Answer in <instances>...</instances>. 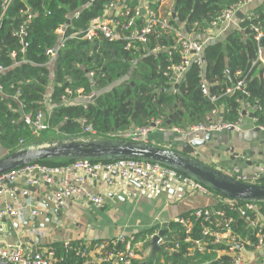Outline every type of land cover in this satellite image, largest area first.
Returning <instances> with one entry per match:
<instances>
[{
	"label": "built area",
	"instance_id": "built-area-1",
	"mask_svg": "<svg viewBox=\"0 0 264 264\" xmlns=\"http://www.w3.org/2000/svg\"><path fill=\"white\" fill-rule=\"evenodd\" d=\"M13 1L0 0V25ZM120 1L121 5H118ZM161 1L163 0H139L138 3L132 4L133 0H110L103 5L102 13L91 18L85 28L74 27L72 24V19L78 18L79 10L72 12L71 15L66 13L65 22L50 30L55 40L45 48L44 59L40 64L28 58L25 50L28 27L34 14L28 7L21 10L23 20L17 27H12L10 30V35L16 38L17 45L11 50H6L9 64L4 65L0 62V77L7 70L22 63L40 65L45 70L51 71V75L48 74L41 99L38 100L41 106L37 109H30L29 103L21 97L22 84L30 83L31 79L12 82L10 87L13 88V92H6L4 85L0 83V94L3 98L9 99L6 102L7 108L19 113V116L12 119L11 123L22 122L29 127L30 134L34 138L40 137V133L50 128H54L57 133L64 136H69L61 133L58 125L51 126L49 122L55 105V87L63 85L54 80L56 65L59 63L62 51L70 41L86 40L96 43L105 40L110 43H122L123 50L131 55V57L127 55L125 60L131 63H136L145 55L165 52L168 63L162 69L161 74L169 86L168 92L173 96L178 93V87L189 67L195 64L199 69L198 88L202 95L213 104V108L203 120L182 127L171 122L167 123L169 117L174 116V112L167 111L164 108L165 105L160 104L162 111L151 116L146 124L118 130L110 129L105 133L97 131L92 127L88 118L80 115L75 118L79 124L77 136L148 142L151 133L161 132L176 134L182 137L183 141H188L200 138L204 133L220 132L236 127L238 122L226 123L213 117L218 114L217 100L221 95L232 96L235 93H241L248 97L246 75L240 71L237 72L235 82L227 86L222 94L210 95L202 69L203 48L206 43L218 40L219 35L231 25L236 13L252 0L232 2L213 16L206 23V27L200 28L199 23L194 22L190 32L184 31L180 25L175 24L174 16H172V14L175 15L174 12L168 11L165 14L158 12V5ZM45 13L49 14V11ZM255 17V12L243 14L232 28L242 31L241 23L251 22L248 28L253 32V39L257 46L256 56L251 64L252 67L254 65L261 67L264 80V47L260 44L264 40V31L259 23H252ZM207 31L212 34L205 39L200 40L195 36L197 33ZM136 52L138 59L132 56ZM1 56L0 53V58ZM85 73L88 79V89L81 84L65 85L61 93L57 94L58 105L85 108L88 104H94L99 90L98 81L106 80L107 74L99 65H90ZM66 82L72 84L73 80L68 78ZM249 106H254L255 111L262 109L256 99L254 104ZM176 110L181 111V108L177 107ZM258 127L264 132V125H258ZM23 142L24 140L20 138L19 144L22 145ZM102 175L107 185H114L116 181L133 179L135 180L133 182L138 183L142 190L158 187L167 192L169 189L182 188L190 194L213 197V204L208 207L195 208L189 216L178 217L174 220L181 231L180 240L168 241L166 232L158 236L156 229L139 235L118 234L107 242L79 243L74 247L64 243L61 253H57L54 246L34 250L21 244L5 246L0 243V259L11 264H134V261L140 258L141 251L149 247L152 239L158 236L156 245L168 254L176 252L186 258L215 255L213 258L204 259L203 264L221 263L218 256L220 252L228 255L229 264H244V250L246 249L260 252L262 255L260 264L264 263V218L259 214L256 202H240L219 194L215 195L212 190L191 177L160 163L140 159L113 161L78 159L55 164L29 162L0 174V235L4 231V221H14L22 225L30 217L39 214L38 207L30 202V187H38L42 184L48 186L54 179H58L60 187L52 197L59 208H67L73 199L81 197L94 206H102L101 196L92 192L88 185L89 180L98 181ZM229 175L240 181L257 183L264 177V164L249 175L241 173L236 168ZM19 182L22 184H17ZM237 220L245 224L243 232L236 230ZM31 232L39 233L40 229L33 226ZM32 251H34L33 254Z\"/></svg>",
	"mask_w": 264,
	"mask_h": 264
},
{
	"label": "trees",
	"instance_id": "trees-1",
	"mask_svg": "<svg viewBox=\"0 0 264 264\" xmlns=\"http://www.w3.org/2000/svg\"><path fill=\"white\" fill-rule=\"evenodd\" d=\"M109 1L14 0L0 25V53L2 54L0 62L4 65L9 64L6 50H11L17 45L16 38L10 35V30L12 27H17L23 20L21 10L28 7L34 14L28 27L25 50L28 58L40 64L44 59L45 48L55 40V37L50 34V30L65 22L64 15L66 13L71 15V12L80 9L78 18H73L72 24L74 27L85 28L91 18L102 13L103 5ZM138 1L133 0L132 4L138 3ZM234 1L236 0H174L175 17L173 20L186 32L192 30L194 22H198L199 27L204 28L213 16ZM45 11H49V14H46ZM254 11L256 17L252 23H259L264 31V7L255 8ZM250 23L243 21L241 23L242 31L231 29L227 31L223 40L218 39L206 43L203 48L202 69L208 83L209 93L215 96L222 94L227 86L235 82L237 72L240 71L246 75L248 97L241 93H235L232 96L221 95L217 100V104L223 106L222 122H237L241 101L245 100L249 105H253L256 99L262 108L254 111V115L257 117L256 124L264 125L263 77L261 67L258 65L252 67L251 64L256 56L257 46L253 39V32L248 28ZM260 44L264 47V40ZM127 55L131 57L128 51L123 50V45L120 42L70 41L62 51L59 63L55 68L54 80L56 83H63V85L55 87V105L49 119L50 125H58L59 131L63 134L77 136L79 124L75 118L80 115L88 118L92 127L97 131L105 133L112 128L118 130L146 124L151 116L162 111L160 104H164L167 111L174 112L175 118H179L176 108L180 107L182 112L180 117L185 114L190 122L201 121L213 108V104L202 95L198 88L199 69L195 64L189 67L178 87V93L173 96L168 92L169 86L161 74L162 69L168 63L165 52L145 55L136 63L126 61ZM132 56L138 59L137 52ZM88 65H99L107 74L106 80L98 81L99 90L96 94L95 104H88L85 108L83 106L62 107L58 105L57 94L61 93V89L65 85L77 86L81 84L88 89L86 67H84ZM50 73L51 71L45 70L40 65L22 63L7 70L0 77V83L4 85L6 92H13V88L10 87L12 82L17 83L27 78L31 79L30 83L22 84L21 97L29 103L30 109H37L41 106L38 100L41 99L44 85ZM68 78H72V84L66 82ZM8 100L0 94V157L19 147L18 140L20 138L24 140V144L35 139L22 122L11 123L12 119L19 116V113L7 108ZM136 101H138L137 104H135ZM176 102L179 106L176 105ZM66 162L69 161H42L40 163ZM256 204L259 207V214L264 218V203ZM191 212L192 210L181 217H187ZM167 226L170 230V232L165 231L167 240H180L179 225L170 221ZM235 227L237 231L243 232L245 224L241 220H237ZM156 229L152 227L146 232L150 233ZM220 259L221 263L213 264H229L228 256Z\"/></svg>",
	"mask_w": 264,
	"mask_h": 264
},
{
	"label": "crops",
	"instance_id": "crops-1",
	"mask_svg": "<svg viewBox=\"0 0 264 264\" xmlns=\"http://www.w3.org/2000/svg\"><path fill=\"white\" fill-rule=\"evenodd\" d=\"M173 6L174 0H163L158 5V12L162 14L168 11L174 12ZM262 6L264 7V0H252L244 5L240 12L250 14L255 12V8ZM238 19V16L235 15L228 29L219 35V40L224 39L227 31L233 29L232 26ZM211 34L212 32L207 31L197 33L195 36L202 40ZM89 66L84 67L88 69ZM222 111L223 106L218 105V114L213 118L221 121ZM254 111V106H249L246 101H241L236 127L231 130L225 129L211 133L210 142L195 151V155L197 152L196 157L228 174H231L236 168L241 173L249 175L256 169V163L261 166L264 163V132L256 124L257 117L254 115ZM181 113H179V118L170 116V122L182 127L196 123L190 122L185 114L180 117ZM26 128L29 129L27 126ZM48 132L58 134L54 128L44 131V133ZM50 139L53 138L48 137L41 141ZM148 142L173 148L180 147L183 139L176 134L154 132L149 135ZM239 157L242 159L241 161ZM103 178L102 175L98 181H88L89 189L101 196L102 206H94L81 197L73 199L67 208H60L57 214L52 196L60 187L58 179H54L48 186L42 184L38 187H30V202L38 207L39 214L30 217L22 225L14 221H4V231L0 235V243L5 246L21 244L34 250L54 246L57 253H61L64 243L74 247L79 243L107 242L118 234H143L152 227L159 231L162 229V224L168 225L170 221H174L188 211L213 204V197L190 194L182 188L169 189L167 192L158 187L142 190L138 183L133 182L135 181L133 179L116 181L114 185H107ZM17 184L21 185L22 183ZM33 226L38 227L40 232H31ZM17 228L20 229L17 230ZM165 229L168 230V226ZM20 232H25V234ZM35 238L38 239V242L30 243ZM159 252L162 253L161 257L157 256ZM140 254V258L135 260L134 264H203L204 259L215 257V255H203L202 257L186 258L181 255L168 254L163 249L155 251L151 256V245L144 248ZM218 256L222 258L228 255L220 252ZM261 258L260 252H254L253 249L244 250V264H260Z\"/></svg>",
	"mask_w": 264,
	"mask_h": 264
},
{
	"label": "water",
	"instance_id": "water-1",
	"mask_svg": "<svg viewBox=\"0 0 264 264\" xmlns=\"http://www.w3.org/2000/svg\"><path fill=\"white\" fill-rule=\"evenodd\" d=\"M118 5H121V1ZM141 11L143 12V9ZM236 15L238 18L243 16L240 11ZM137 103L138 101L135 102V104ZM178 112L181 113L180 110ZM167 123H170L169 119ZM211 135V133H204L200 138L183 141L180 147L173 148L126 139L63 135L60 138H53L48 141L36 140L22 144L13 151L1 156L0 174L29 162L73 161L78 159L94 161L140 159L168 166L183 175L193 178L223 197L240 202L264 203V177L257 183L240 181L196 157L197 152L195 155V151L210 142ZM239 160L242 159L239 157ZM257 167H259V163L255 164V168ZM55 207L57 214L60 208L57 204H55ZM166 226V223L162 224L158 236L165 234ZM20 233L25 234V232ZM158 236H155L151 241V256L155 251L160 250L156 245ZM37 242V238L30 241V243ZM33 253L34 251H32ZM173 255L179 256L180 254L175 252ZM0 264L11 263L0 259Z\"/></svg>",
	"mask_w": 264,
	"mask_h": 264
},
{
	"label": "rangeland",
	"instance_id": "rangeland-1",
	"mask_svg": "<svg viewBox=\"0 0 264 264\" xmlns=\"http://www.w3.org/2000/svg\"><path fill=\"white\" fill-rule=\"evenodd\" d=\"M49 75H51V73L49 74ZM47 131V130H46ZM41 135H40V137H38L37 139L35 138V139H33L32 141H40V140H43L44 138H48V137H51V138H60L61 136H63L62 134H55L54 132H48V133H44V132H42V133H40ZM41 138H43V139H41ZM23 144H24V142H23ZM18 145L20 146V144H19V140H18ZM2 149V148H1ZM228 174V173H227ZM214 194L215 195H217L215 192H214ZM157 256L158 257H161L162 256V253H157ZM165 258H166V256H164Z\"/></svg>",
	"mask_w": 264,
	"mask_h": 264
},
{
	"label": "bare ground",
	"instance_id": "bare-ground-1",
	"mask_svg": "<svg viewBox=\"0 0 264 264\" xmlns=\"http://www.w3.org/2000/svg\"><path fill=\"white\" fill-rule=\"evenodd\" d=\"M109 132V131H108Z\"/></svg>",
	"mask_w": 264,
	"mask_h": 264
}]
</instances>
